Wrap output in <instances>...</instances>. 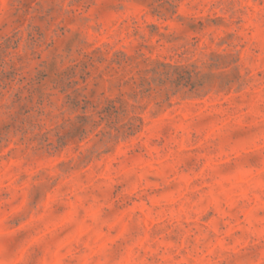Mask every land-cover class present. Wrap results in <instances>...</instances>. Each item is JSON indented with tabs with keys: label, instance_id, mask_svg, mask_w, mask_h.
Wrapping results in <instances>:
<instances>
[{
	"label": "rangeland",
	"instance_id": "rangeland-1",
	"mask_svg": "<svg viewBox=\"0 0 264 264\" xmlns=\"http://www.w3.org/2000/svg\"><path fill=\"white\" fill-rule=\"evenodd\" d=\"M0 264H264V0H0Z\"/></svg>",
	"mask_w": 264,
	"mask_h": 264
}]
</instances>
